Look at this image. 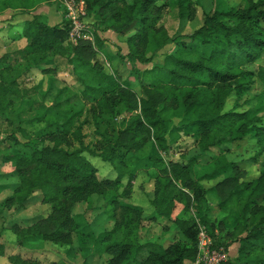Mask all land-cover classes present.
<instances>
[{"label":"trees","instance_id":"obj_1","mask_svg":"<svg viewBox=\"0 0 264 264\" xmlns=\"http://www.w3.org/2000/svg\"><path fill=\"white\" fill-rule=\"evenodd\" d=\"M51 1L56 0H0V13L17 10L31 16L21 33L27 44L0 56V124L8 132L0 140V161L12 164L10 174L17 178L14 184L0 183V194L12 190L0 200V214L25 210L37 195L49 210L27 224L0 225V257L6 256L4 234L11 230L21 247L44 242L72 245L74 234H84L97 247L105 243L107 264H191L198 255L199 218L214 246L229 253V247L239 243L237 258L228 255L221 264H264V163L251 176L242 162L228 155V144L249 138L258 145L250 161L256 164L264 157V102L245 108L256 99L248 94L253 84L258 80L264 87V0L216 7L192 33L175 36L158 25L167 2L85 0L89 23L92 26L91 14L97 23L96 29L92 26L95 44L81 40L77 45L69 41L64 14L61 23L52 25L42 14L32 13ZM170 5L182 19L196 16L193 0H174ZM109 29L124 35L132 31L126 43L134 63L153 62L169 44L175 49L151 68L134 67L133 75L148 81L139 87L130 77L107 72L99 60V52L114 57L103 49L99 35ZM60 58L72 66L79 93L57 87ZM33 69L48 75L46 90L42 82L33 89L22 86ZM34 91L41 97H33ZM89 123L100 135L93 147L85 141L84 127ZM179 131L196 140L197 151L187 161L168 154L167 136ZM149 142L152 152L147 151ZM86 153L109 162L116 178H102ZM139 169L153 180L150 216H145L143 206L121 199L131 197ZM1 176L5 174L0 172ZM124 178L128 183L122 188ZM207 181L215 182L207 186ZM94 194L112 205L114 221L96 237L86 231L88 212H75L78 203L89 202ZM209 196L215 197L213 204ZM178 204L183 214L195 208L197 216L174 214ZM146 218L168 220L180 236L168 243L142 242ZM227 225L229 232L221 236ZM8 258L11 264H40L19 253Z\"/></svg>","mask_w":264,"mask_h":264},{"label":"rangeland","instance_id":"obj_2","mask_svg":"<svg viewBox=\"0 0 264 264\" xmlns=\"http://www.w3.org/2000/svg\"><path fill=\"white\" fill-rule=\"evenodd\" d=\"M174 0H162L161 4L164 5L167 2L169 5H166L162 11V17L158 22V25H164L167 30L169 31L170 35L175 36L178 34H186L192 33L195 29L199 28L204 20V16L207 12L213 11L216 7H221L222 5L227 6H238L243 5L244 0H193L194 6L196 7V16L192 20L182 19L178 16L177 9L173 8L170 3H173ZM57 2V3H56ZM57 8L62 10L63 14L65 13V6L63 0H56L51 2H44L37 6V8L32 12L38 13L42 7L53 6L55 5ZM8 11V10H5ZM14 12V10H11ZM4 12L0 13L3 14ZM12 14H4L2 18L7 19L5 16H11ZM44 16V15H43ZM92 26L93 28H97V23L91 14ZM0 20L3 22V20ZM96 25H95V23ZM4 26V25H3ZM6 28V26H4ZM108 33H104L107 32ZM132 31L129 33L131 34ZM101 34V38L104 42V48L114 57L109 58L106 54L99 52V60L103 61L105 66V70L107 72H116L118 76L123 79L129 78L132 82H138V85L141 82H145L148 84L147 79L137 78L134 72V67L137 69L144 71L147 68H151L153 62H163L164 54L166 52L173 51L175 49L174 44L167 45L161 52L155 56L154 61L148 64H143L141 62L135 61V63L128 58L127 53L129 51L128 45L126 43L127 37L129 34H119L111 29L105 31H99ZM95 44V39L93 41ZM6 44V43H5ZM6 52H12L13 49H4ZM5 52H0V55L4 54ZM57 64L59 66V71L55 74V80L57 87L61 88L64 86H68L71 88L72 92H80L81 88L79 84L76 82V78L73 75L71 70L72 66L68 64L65 58L57 59ZM36 73L27 75L22 80V86L27 87L28 89H33L35 86L42 82L41 87L43 90L48 88V75L43 74L41 70H35ZM140 87V85H139ZM80 88V89H79ZM32 96L35 98H40V94L36 91L31 92ZM249 96L256 97V99L252 100L249 105L245 106V108H255L262 102H264V87L260 83V81H256L253 84L251 90L249 91ZM84 101L78 103V106L83 105ZM231 103V102H230ZM243 109V108H242ZM121 116L118 118L120 119ZM180 117H175L174 123L177 125L179 123ZM1 122V121H0ZM84 133L86 135L85 141L86 144L93 147L95 143H97V139L100 138L95 131V125L93 123L86 124L84 127ZM8 134L5 131L3 125L0 124V140L6 137ZM168 142L171 144L170 150L168 154L174 157L177 160L187 161L190 157H192L196 151V140L195 137L189 134H186L184 131L176 132L175 134H169L167 136ZM228 155L230 158L240 161L243 164L249 174L251 176L257 175L260 168L264 163V157H260L259 161L255 164L254 162L250 161V158L255 154L258 149V145L255 140H251L246 138L242 141H236L234 143L228 144ZM218 149H214L216 151ZM147 151H153V145L149 142L147 146ZM88 159L95 165L98 170L99 174L102 178H116L117 173L112 168L111 164L101 157L92 156L89 153H86ZM168 155V156H169ZM208 156L202 160H208ZM202 169V168H201ZM13 171V165L8 163H2L0 161V172L4 173L5 176L0 177V183H12L14 184L17 182V178L10 174ZM215 181H207L205 182L207 186H211L214 184ZM128 183V179H123V187L126 186ZM131 197H122L121 199L125 202H130L134 204H138L144 207L145 209V216L152 215L154 211V207L150 202V198L154 193V185L153 180L148 174V171L144 169H139L135 179L132 181V192ZM12 194V190L9 189L7 191L1 192L0 199L6 198L7 196ZM39 194V193H37ZM214 196H209V202H215ZM90 204L91 208L88 209L87 205ZM112 205L107 202V199L100 196L99 194H94L89 202H81L78 203L75 207V212H85L88 214V226L86 231L93 232L94 237L98 236L102 232H105L111 229L114 225V221L110 217ZM183 206L178 204L174 214L182 215L183 213ZM48 206L43 204L41 201V195H37L33 197L31 204L25 209L21 211L16 210H6L3 214H0V225L8 227L12 221H18L22 224L29 223L30 220L37 218L38 216H43L48 213ZM193 214L197 216V211L195 208L192 209V212H188L186 215L183 214V217L189 218V216ZM144 228L140 230L141 241H145L148 239L151 240H163L166 243L170 241L172 238H176V230L173 227V224L170 223L166 219H158L156 221H152L149 218L143 220ZM112 226V227H111ZM167 228V229H166ZM174 232V233H172ZM229 232V226H225L220 231L221 236H225ZM178 236V237H179ZM177 237V238H178ZM74 243L72 245L68 244H54L52 242H44L34 244L31 247H21L18 244L16 235L11 231H5L4 239L7 243V251L6 256H2L0 258V264H11L9 261L8 256L11 254L19 253L26 258H33L40 262V264H50L51 262H63V258L67 259V264H100L107 263L106 260L108 259V255L105 254L103 250V246L105 243H101L100 246L95 245V240L89 236H85L84 234L78 236L74 234ZM82 244V247H80ZM103 245V246H102ZM101 247V248H100ZM100 248V249H99ZM238 248L239 243H234L229 247V257L236 259L238 256ZM63 256V258L61 257ZM73 256V257H72Z\"/></svg>","mask_w":264,"mask_h":264},{"label":"built area","instance_id":"obj_3","mask_svg":"<svg viewBox=\"0 0 264 264\" xmlns=\"http://www.w3.org/2000/svg\"><path fill=\"white\" fill-rule=\"evenodd\" d=\"M64 16L69 22V41L77 45L81 40L93 42L94 29L88 21V7L85 0H63ZM198 255L191 264H221L228 259V252L223 246H214L213 237L199 218Z\"/></svg>","mask_w":264,"mask_h":264},{"label":"crops","instance_id":"obj_4","mask_svg":"<svg viewBox=\"0 0 264 264\" xmlns=\"http://www.w3.org/2000/svg\"><path fill=\"white\" fill-rule=\"evenodd\" d=\"M56 3L53 6L42 7L41 10H39L38 12L44 15L45 18H47L48 22L52 25L59 24L63 20V12L62 10L57 8ZM5 13L9 15L12 14V15L5 16L7 19H4L2 18V16ZM30 18L31 16L29 14L21 13L20 11H17V10H14V12H11V10L4 11V13L0 15V20L4 19L3 22L0 21V52L6 53L4 49H8V48L13 49V50L18 49V48H23L27 44V39L25 37H21V33L23 30L24 21ZM3 25L6 26V28ZM104 33H108V31ZM99 35L101 36V34ZM35 70H38V69H33L31 72H33L34 74L36 73ZM31 72L29 74H31ZM7 190L9 189H5L4 191H7ZM61 257L63 258V256ZM63 261L66 262L67 259L63 258ZM100 264H107V263L101 262Z\"/></svg>","mask_w":264,"mask_h":264}]
</instances>
